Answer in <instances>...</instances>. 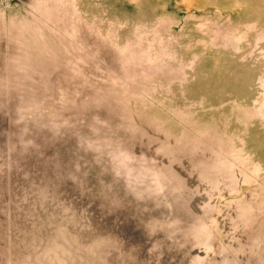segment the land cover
Masks as SVG:
<instances>
[{
  "label": "rangeland",
  "instance_id": "374dc122",
  "mask_svg": "<svg viewBox=\"0 0 264 264\" xmlns=\"http://www.w3.org/2000/svg\"><path fill=\"white\" fill-rule=\"evenodd\" d=\"M0 264H264V0H0Z\"/></svg>",
  "mask_w": 264,
  "mask_h": 264
}]
</instances>
